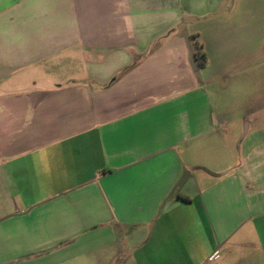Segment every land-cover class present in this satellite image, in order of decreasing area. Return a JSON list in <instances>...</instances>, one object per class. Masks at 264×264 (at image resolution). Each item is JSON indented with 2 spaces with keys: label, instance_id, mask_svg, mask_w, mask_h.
I'll return each mask as SVG.
<instances>
[{
  "label": "crops",
  "instance_id": "crops-1",
  "mask_svg": "<svg viewBox=\"0 0 264 264\" xmlns=\"http://www.w3.org/2000/svg\"><path fill=\"white\" fill-rule=\"evenodd\" d=\"M238 1L0 0V264H264V144L194 55L243 75Z\"/></svg>",
  "mask_w": 264,
  "mask_h": 264
},
{
  "label": "rangeland",
  "instance_id": "rangeland-1",
  "mask_svg": "<svg viewBox=\"0 0 264 264\" xmlns=\"http://www.w3.org/2000/svg\"><path fill=\"white\" fill-rule=\"evenodd\" d=\"M238 2L240 4L235 7L236 13H241L243 8L249 15L263 14L262 19L259 17L258 20L256 18L249 20L250 29L244 36L247 44L243 48L238 47V51L234 54L237 57L235 61L239 64L246 63L243 75L233 79H226L224 76L217 79L220 70H217L215 65L214 68L207 63L205 70L207 78L216 80L211 85L213 108L222 109L229 122L221 132L225 140L221 141L223 148L220 149L224 154L228 152L232 154L234 165L241 164V156L246 155L247 146L253 144L255 151H258L257 146L264 144V0ZM243 2L247 3L243 4ZM226 4L224 3L223 6L226 7ZM256 44L259 48L258 52L253 51Z\"/></svg>",
  "mask_w": 264,
  "mask_h": 264
},
{
  "label": "trees",
  "instance_id": "trees-1",
  "mask_svg": "<svg viewBox=\"0 0 264 264\" xmlns=\"http://www.w3.org/2000/svg\"><path fill=\"white\" fill-rule=\"evenodd\" d=\"M194 41V55L200 69H204L208 63L206 53L204 52L203 45L197 40V37H193Z\"/></svg>",
  "mask_w": 264,
  "mask_h": 264
}]
</instances>
